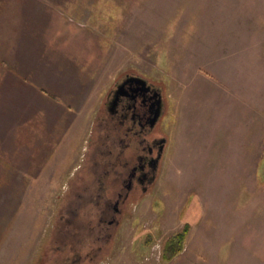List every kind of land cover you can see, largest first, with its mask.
Listing matches in <instances>:
<instances>
[{
	"label": "rangeland",
	"instance_id": "1",
	"mask_svg": "<svg viewBox=\"0 0 264 264\" xmlns=\"http://www.w3.org/2000/svg\"><path fill=\"white\" fill-rule=\"evenodd\" d=\"M20 1L9 25L36 28L32 76L60 102L14 107L2 83L0 264H264V0ZM126 71L162 88L167 144L150 189L109 223L116 193L94 205L88 152Z\"/></svg>",
	"mask_w": 264,
	"mask_h": 264
},
{
	"label": "flooded vegetation",
	"instance_id": "2",
	"mask_svg": "<svg viewBox=\"0 0 264 264\" xmlns=\"http://www.w3.org/2000/svg\"><path fill=\"white\" fill-rule=\"evenodd\" d=\"M165 108L160 86L139 73L126 71L107 90L96 112L95 121L102 120L106 140L95 143L88 152L91 180L87 185L96 192L93 202L97 207L102 190L116 193L114 204L106 206L113 211L109 223L114 222L116 212H122L146 193L156 179L167 144L166 137L157 132ZM95 137L101 138L98 131ZM106 177L108 180L103 181ZM81 248L91 251L90 245ZM79 257L73 254L62 262L79 264Z\"/></svg>",
	"mask_w": 264,
	"mask_h": 264
},
{
	"label": "crops",
	"instance_id": "3",
	"mask_svg": "<svg viewBox=\"0 0 264 264\" xmlns=\"http://www.w3.org/2000/svg\"><path fill=\"white\" fill-rule=\"evenodd\" d=\"M12 1L13 4L9 9L8 4H3V8H0V90L2 89V83L8 81L6 96L11 95L13 97L14 107L29 106V102L25 103V101L32 96L38 99L39 103L55 105L60 102V97L45 89L47 85L48 88L51 85L47 83L46 79L32 76V71L37 67L35 61L37 60V52L35 49L39 34L35 27L27 26L24 27V30H21L20 26L14 28L9 25L11 24L8 21L10 17H21L25 12L20 0ZM56 85L54 86L56 87ZM48 96H54L56 101H52ZM20 97L23 98L21 105L18 104ZM14 111H17V109ZM46 123L47 121L42 119L43 136L41 144L47 147L48 144L51 145L52 134L48 133L50 127ZM5 159L8 160L9 158L5 157ZM2 163V166L5 167L4 159H2ZM0 176H5V172L4 174L0 173Z\"/></svg>",
	"mask_w": 264,
	"mask_h": 264
},
{
	"label": "trees",
	"instance_id": "4",
	"mask_svg": "<svg viewBox=\"0 0 264 264\" xmlns=\"http://www.w3.org/2000/svg\"><path fill=\"white\" fill-rule=\"evenodd\" d=\"M189 224L185 223L184 227L181 231L173 234L165 243L164 246V253L162 258L165 260L171 259L178 250H180L183 240L185 238V235L188 231Z\"/></svg>",
	"mask_w": 264,
	"mask_h": 264
}]
</instances>
